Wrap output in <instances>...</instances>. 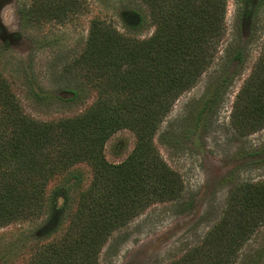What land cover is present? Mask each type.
<instances>
[{"label": "trees", "instance_id": "16d2710c", "mask_svg": "<svg viewBox=\"0 0 264 264\" xmlns=\"http://www.w3.org/2000/svg\"><path fill=\"white\" fill-rule=\"evenodd\" d=\"M142 2L156 27L146 40L125 37L103 18L91 20L80 60L99 98L78 116L48 122L25 114L0 62V229L47 215L41 227L52 230L25 264H99L117 229L183 194V179L162 158L154 136L177 99L213 64L228 0ZM250 79L237 95L238 105L250 96L240 110L241 124L234 123L240 130L251 127L249 132L264 124V56ZM123 129L134 133L135 146L113 164L104 147ZM80 163L91 168L89 185L78 186V171L67 188L49 195L51 180ZM65 215L63 234L51 237ZM263 222L264 182L236 187L221 221L170 264H234Z\"/></svg>", "mask_w": 264, "mask_h": 264}, {"label": "rangeland", "instance_id": "374dc122", "mask_svg": "<svg viewBox=\"0 0 264 264\" xmlns=\"http://www.w3.org/2000/svg\"><path fill=\"white\" fill-rule=\"evenodd\" d=\"M95 17L131 40H146L156 30L142 0H0L1 67L25 114L58 121L84 113L98 100L96 81L80 60ZM263 56L264 0H228L225 34L213 64L177 99L154 136L162 158L181 175L183 194L117 229L99 264H170L221 221L236 187L264 182V124L250 132L251 127L234 125L241 124L240 110L250 99L238 105L237 95ZM135 141L129 129L116 132L105 144L106 159L124 161ZM78 171V186L86 188L92 171L80 163L51 180L49 195L67 188ZM76 189L71 188L72 196ZM46 219L1 228L0 264H25L52 231L42 230ZM61 222L51 237L63 234L69 217ZM234 264H264V222L240 247Z\"/></svg>", "mask_w": 264, "mask_h": 264}]
</instances>
